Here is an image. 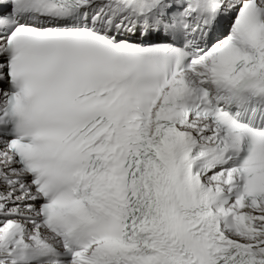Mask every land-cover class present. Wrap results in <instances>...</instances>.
Masks as SVG:
<instances>
[{
	"label": "bare ground",
	"instance_id": "1",
	"mask_svg": "<svg viewBox=\"0 0 264 264\" xmlns=\"http://www.w3.org/2000/svg\"><path fill=\"white\" fill-rule=\"evenodd\" d=\"M233 2H237L239 0H231ZM104 18L100 17L99 21H103ZM157 24L162 23V19L160 17H157L156 20ZM115 23V22H113ZM132 27V25H129ZM128 28V23L126 26V29ZM192 126V124H187V127ZM1 147V145H0ZM2 151V149H1ZM0 153V157H1ZM4 162L5 159H4ZM2 159L0 158V188L2 190L10 191L13 188L11 187V183H7V181H3V179L6 178H19L20 182L25 187L26 191V197H25V203L22 207L27 212L20 211L19 207L16 209L15 214L18 216V218L9 219L8 226L4 230L3 234L0 236V264H17V262L13 259V253L16 251L19 247H28V246H36L40 244L43 241H51V237L49 234L44 232L39 225L36 223V213H35V202L37 200V197L31 193L30 187L27 185L26 182V176L22 174L19 170L16 169L14 164H9L12 168H7L8 165L5 164ZM7 168V169H6ZM6 170H10V172H6ZM9 180V179H8ZM207 181H213L211 178H207ZM13 193L15 194L14 190ZM2 198V195L0 193V199ZM18 198V197H17ZM16 198V199H17ZM14 200V199H12ZM10 200H7V203H9ZM19 203L16 204V206ZM13 206L8 205L6 208L5 213H8L12 211ZM28 215L30 217L31 223L35 225L36 228H38V231L40 233H34L31 235L26 228L20 226V220L23 215ZM256 216L261 217L264 219V208L255 211ZM243 227L242 235L244 236L241 240L244 243H247V247L253 249L256 251V256L258 257H264V246L262 249H259L257 245L255 244L256 241H260L262 244H264V238H260L258 236H255V234H249L247 233V229L251 228V231L253 230L255 233L264 232V225L260 226L253 222H244L242 219V225ZM251 235V236H250ZM234 236V235H232Z\"/></svg>",
	"mask_w": 264,
	"mask_h": 264
},
{
	"label": "rangeland",
	"instance_id": "2",
	"mask_svg": "<svg viewBox=\"0 0 264 264\" xmlns=\"http://www.w3.org/2000/svg\"><path fill=\"white\" fill-rule=\"evenodd\" d=\"M19 195V193H17V196Z\"/></svg>",
	"mask_w": 264,
	"mask_h": 264
}]
</instances>
